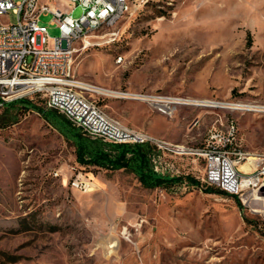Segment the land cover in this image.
Instances as JSON below:
<instances>
[{
    "label": "rangeland",
    "instance_id": "obj_1",
    "mask_svg": "<svg viewBox=\"0 0 264 264\" xmlns=\"http://www.w3.org/2000/svg\"><path fill=\"white\" fill-rule=\"evenodd\" d=\"M129 2L134 14L98 33L93 46L76 44L77 80L236 106H186L168 118L145 101L87 95L123 124L185 147L234 122L241 148L264 153V0ZM82 14V7L72 13ZM6 21L17 16L10 11ZM52 22L41 15L59 37ZM27 100L46 108L44 97ZM195 118L201 123L193 127ZM171 161L201 186L149 189L130 171L80 165L74 143L39 112L14 122L0 104V264H264V214L207 193L201 160ZM77 177L91 189H74Z\"/></svg>",
    "mask_w": 264,
    "mask_h": 264
},
{
    "label": "built area",
    "instance_id": "obj_2",
    "mask_svg": "<svg viewBox=\"0 0 264 264\" xmlns=\"http://www.w3.org/2000/svg\"><path fill=\"white\" fill-rule=\"evenodd\" d=\"M77 7H82L83 14L75 18L72 13ZM125 9H132L134 14L137 7L127 5V0H0V104L44 97L48 109L61 113L91 139L150 145L154 168L163 174L175 173L168 158L191 156L201 160L205 169L203 184L237 197L247 214H264V153H249L241 148L234 122L226 128H212L202 146L180 147L109 116L95 98L87 95L91 90L86 84L73 79L76 44L83 41L85 47L93 46L91 40L98 33H107L116 27V20L124 19ZM10 11L17 16L14 24L6 21ZM42 14L53 15L52 23L61 32L59 37L51 38L48 27L40 23ZM118 93L121 98L145 101L168 118L186 106H236L166 94ZM200 123L195 118L192 126ZM91 184L77 177L72 187L86 192Z\"/></svg>",
    "mask_w": 264,
    "mask_h": 264
},
{
    "label": "trees",
    "instance_id": "obj_3",
    "mask_svg": "<svg viewBox=\"0 0 264 264\" xmlns=\"http://www.w3.org/2000/svg\"><path fill=\"white\" fill-rule=\"evenodd\" d=\"M1 103V101H0ZM11 120L17 122L18 114L29 110L39 112L60 133L76 146L77 161L83 166L111 170H127L136 175L143 187L149 189H171L187 185L200 187L201 182L191 175L173 176L157 172L152 162L153 148L148 144H113L102 139H91L73 128L65 116L56 110L46 109L27 99L4 103ZM207 193L229 195L215 187H208ZM231 196V195H229ZM239 206L240 202H238Z\"/></svg>",
    "mask_w": 264,
    "mask_h": 264
},
{
    "label": "bare ground",
    "instance_id": "obj_4",
    "mask_svg": "<svg viewBox=\"0 0 264 264\" xmlns=\"http://www.w3.org/2000/svg\"><path fill=\"white\" fill-rule=\"evenodd\" d=\"M127 5H131L130 4V2H129V0H127ZM131 10L132 9H125L124 10V18L126 17V15L128 14V13H130L131 12ZM121 20H116V25L120 22ZM73 79L74 80H77L76 78H75V76H74V69H73ZM85 87L86 88H88V89H90L91 91H96V92H99V93H108V94H110V93H115V94H119V93H117V92H113V91H111V90H108V89H104V88H100V87H96V86H91V85H85ZM232 105H234V104H232ZM180 147H185L184 145H180Z\"/></svg>",
    "mask_w": 264,
    "mask_h": 264
},
{
    "label": "crops",
    "instance_id": "obj_5",
    "mask_svg": "<svg viewBox=\"0 0 264 264\" xmlns=\"http://www.w3.org/2000/svg\"><path fill=\"white\" fill-rule=\"evenodd\" d=\"M28 99V98H27ZM30 99H34V98H30ZM45 105H46V102H45ZM46 109H48L47 107H46ZM58 112V111H57ZM59 113V112H58ZM61 114V113H60ZM161 114V113H160ZM71 124V123H70ZM71 126L73 127V128H75V129H77L78 131H80L81 133H82V131L80 130V129H78L77 127H75V126H73L72 124H71ZM57 129V128H56ZM58 130V129H57ZM59 131V130H58ZM60 132V131H59ZM83 134V133H82ZM84 135V134H83ZM85 136V135H84ZM70 142H72V141H70ZM170 161H171V159L172 160H174V159H176V158H168ZM173 164H174V166H175V173H167V174H170V175H173V176H179V169L177 168V166L175 165V162L174 161H171ZM196 178V177H195Z\"/></svg>",
    "mask_w": 264,
    "mask_h": 264
}]
</instances>
